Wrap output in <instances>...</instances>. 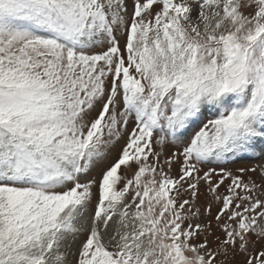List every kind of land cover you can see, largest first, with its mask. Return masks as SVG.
I'll return each mask as SVG.
<instances>
[{"label":"snow or ice","instance_id":"snow-or-ice-1","mask_svg":"<svg viewBox=\"0 0 264 264\" xmlns=\"http://www.w3.org/2000/svg\"><path fill=\"white\" fill-rule=\"evenodd\" d=\"M0 264H264V0H0Z\"/></svg>","mask_w":264,"mask_h":264},{"label":"rangeland","instance_id":"rangeland-1","mask_svg":"<svg viewBox=\"0 0 264 264\" xmlns=\"http://www.w3.org/2000/svg\"><path fill=\"white\" fill-rule=\"evenodd\" d=\"M235 166L238 167L239 165H235ZM213 211H215V209Z\"/></svg>","mask_w":264,"mask_h":264}]
</instances>
